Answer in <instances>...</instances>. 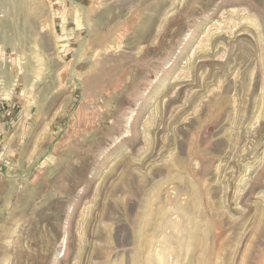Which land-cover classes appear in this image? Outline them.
<instances>
[{
	"label": "rangeland",
	"instance_id": "obj_1",
	"mask_svg": "<svg viewBox=\"0 0 264 264\" xmlns=\"http://www.w3.org/2000/svg\"><path fill=\"white\" fill-rule=\"evenodd\" d=\"M0 264H264V0H0Z\"/></svg>",
	"mask_w": 264,
	"mask_h": 264
}]
</instances>
